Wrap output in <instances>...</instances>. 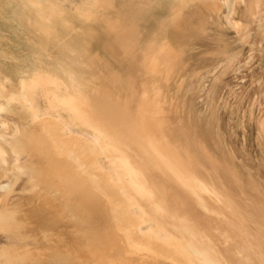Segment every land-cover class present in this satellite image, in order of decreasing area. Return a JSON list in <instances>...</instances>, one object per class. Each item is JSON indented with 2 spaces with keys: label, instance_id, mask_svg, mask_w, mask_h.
Listing matches in <instances>:
<instances>
[{
  "label": "rangeland",
  "instance_id": "374dc122",
  "mask_svg": "<svg viewBox=\"0 0 264 264\" xmlns=\"http://www.w3.org/2000/svg\"><path fill=\"white\" fill-rule=\"evenodd\" d=\"M28 1L0 0V79L2 83H7L9 91H17L24 96V103L21 105L23 110L15 106L12 113H3L2 116L12 124L17 123L29 130L39 131L42 122L59 120L58 111L54 104H49L47 95L60 98L66 89L72 88L71 79L79 81L86 90L102 92L105 99L114 95V88L108 83V75L111 76L113 69L108 67L112 65L110 57L116 59V56L122 55L120 51L124 52L123 56H128V52L131 57L135 56L132 47L134 41L138 40V24L144 17L150 16L146 10L157 0H94L93 5L105 20L109 23L117 21L123 29L118 36L109 39L112 49L107 52V37L101 26L88 27L77 23L76 33L82 43L78 56L60 51L54 42L44 41L47 35L40 36L31 25L32 21L26 10ZM194 3L201 6L204 1L196 0ZM105 4H110L111 7ZM238 9L235 20L243 23L244 27L237 32L225 18L226 9L221 11L220 17L212 14L205 24L200 25L196 23L200 12L196 6L189 5L178 21L179 25L175 27L177 34H183L178 39H182L179 44L183 50L179 51V55L184 53L181 66L170 78L159 81L158 85L171 125L186 131L189 139L200 146L208 158L215 162L213 164L219 167V181L212 176L213 166L208 165V162L201 165L202 176L207 182L216 183L219 189H228L230 195L234 193L233 197L231 195L232 199L235 197L233 200L243 204V201H249L251 194L264 200V25L261 24L264 19V0H247L246 5L240 4ZM111 12L113 13L110 14ZM204 13L208 14L205 9ZM128 33V40L132 42L127 51L124 36ZM185 34L192 36L187 37ZM110 52L114 55L110 56ZM142 57L140 54L139 61L133 64L136 77L134 88L137 91V98L130 108L133 112L137 110L140 97L145 91L142 85L152 86L150 76L143 74L145 68ZM90 63L91 67L88 66ZM116 70L122 76H126L128 72L122 64L117 65ZM213 85L216 87L214 93ZM209 92L214 95L207 98ZM4 103L5 100L0 99V105L3 106ZM261 122L263 124L260 125ZM83 128L85 127H81L82 130ZM85 133L86 129L78 133L81 136L69 130L66 137H74L89 148L96 171L114 185L116 198L124 199L142 215H135L131 211L129 217L141 228L147 222L168 250L188 261L184 264H200L194 259L192 260L195 262L192 261L187 252L184 253L190 246L200 247L192 238L196 220L202 222L200 227L203 229L207 224L205 230L213 244H216L214 246L221 255L222 264H264V240L256 235L255 226L243 219V210L235 215L234 222H231L234 226L230 234L225 235L223 231L226 222L221 223L216 216L205 214L197 205L196 197L174 185L163 183L155 173L141 175L136 169L145 166L135 153L107 141L103 142L104 147L93 137L84 135ZM42 142L40 147L49 148ZM41 155L48 161L52 159L47 149L42 150ZM26 159L21 158L22 161ZM32 163L38 169L41 168L39 157L34 156ZM127 168L130 169L129 172ZM70 175L80 174L77 170L74 173L71 171ZM9 181H13L12 178L4 179L1 183L7 184ZM28 181L29 176L26 174L18 178L11 194L0 191V209L16 210L18 218L22 220V238H19V244L43 253L40 258L36 256L20 264H55L48 257L51 247H84L87 236H94L95 240L106 245V263L90 259L68 260L61 264H120L119 257H122L124 264H171L164 259L127 253L122 234L111 228L104 216L107 214L95 210L88 212V205L73 213L70 210L73 199L67 196L69 192L58 187H52L49 196H44L45 204L40 197L30 192ZM138 186L153 189L147 194L137 190ZM58 192L62 195L56 202L54 197L59 195ZM257 197L254 200L255 212L264 214V201ZM61 199L66 203V210L65 204L59 202ZM103 205L102 201L101 207ZM262 224L258 221L256 227ZM44 234H48L49 238L45 239ZM13 242L15 240L0 231V246ZM119 252L122 256H119Z\"/></svg>",
  "mask_w": 264,
  "mask_h": 264
},
{
  "label": "bare ground",
  "instance_id": "6f19581e",
  "mask_svg": "<svg viewBox=\"0 0 264 264\" xmlns=\"http://www.w3.org/2000/svg\"><path fill=\"white\" fill-rule=\"evenodd\" d=\"M195 1L157 0L151 8L146 10L150 16L144 17L138 24V40L137 42L134 41L132 47L135 56L131 57L129 52L128 56H123L124 52L120 51L122 55L116 56V59H114L110 57L114 55L113 52H110L109 57L112 65L108 67L113 69H111V76L108 75V83L113 86L114 95L105 99L102 92L86 90L79 81L71 79L72 88L70 90L66 89L60 98L52 94L47 95L49 104H54L58 111L59 120L56 122H42L39 131L29 130L19 126L17 123L12 124L2 116L3 113H12L15 106H19L23 110L21 105L24 103V96L17 91H9L7 83H2L0 79V99L5 100L4 105H0V191L5 192L7 195L11 194L10 192L13 190L18 178L27 174L29 176L30 192L38 198L40 197L43 203H45L44 196H49L50 189L58 187L62 191L69 192L67 196L73 199V204L70 206V210L73 213H77L80 207L88 205V212L95 210L96 212L107 214L104 216L111 228L115 232L122 234L127 253L152 259H164L171 264L188 262L168 250L147 222L141 228L129 217L131 211L135 215H142L132 205L127 204L124 199L116 198L114 185L108 183L105 177L103 179L96 171L89 148L85 144L78 142L74 137H66V133L69 130H72L75 135L81 136L78 133L86 129L87 133L84 135L93 137L101 145L107 141L111 142L112 145L114 143L116 145L119 144L127 148L129 152L135 153L145 166L144 168L136 169L141 175L155 173L156 177L163 183L174 185L192 197H196L197 205L205 214L216 216L221 223L226 222V227L223 231L225 235L230 234V230L234 226V223L231 224V222H234L235 215L240 214L243 210L245 212V218L243 219L254 225L257 229L256 235L264 240V214L255 212L256 205L254 200L257 195L251 194L252 197H250L248 202L243 201V204H240L233 200L235 197L232 199L234 193L231 194V197L228 189L221 187L219 189L216 183L206 181L202 176L201 165L205 162H208V165L211 164L214 172L212 176L217 181H219V178H217L219 167L213 164L215 162H213L212 158H208L200 146L189 139L186 131L180 129L181 127L177 129L171 125L161 88L158 85L159 81L170 78L173 72L181 66L184 53L179 55V51L182 50L179 42L182 39L180 41L178 39L183 34H177L178 31L175 27L179 25L178 21L182 18L184 10L189 5L196 6L200 12L196 20V23L200 25L205 24L208 17L212 14L220 17L221 11L226 9L227 15L225 18L229 25L232 26L231 28L236 29L238 32L239 29L244 27L243 23L235 20V15L239 10L238 6L240 4L246 5L247 0H201L204 1L201 6L194 3ZM28 2L26 10L30 15L31 25L34 30L40 36L47 35L44 41L56 43V47L66 54L70 52L78 56L79 48L82 45L76 33L77 23L88 27L101 26L105 32V35H103L107 37L105 43L107 52L112 49L109 39L118 36L123 29L117 21L113 23L106 21L102 13L93 5L94 0H29ZM105 5L109 6L110 4ZM204 9L208 14L204 13ZM262 22L261 24L264 25ZM179 35L181 36L179 37ZM185 35L187 36V34ZM124 37L126 38L125 45L128 51L132 41L128 40V38L130 39L129 33L125 34ZM140 54L143 55L142 61L145 68L143 74L150 76L152 86L148 87L142 83L145 91L141 97L139 96L141 99L139 100L138 108L133 112L130 108L137 98V91L134 88L136 77L133 71V64L139 61ZM119 64L126 66V71H128L126 76H122L116 70ZM88 66L91 67L92 63ZM137 67L139 68V66ZM214 85L213 93L216 88ZM210 93H208L207 98L214 95ZM52 101L54 102L52 103ZM27 113L30 116V113ZM28 115L25 113V116ZM261 124L263 123L261 122ZM81 127L85 128L82 130ZM203 129L205 130V128ZM215 133L217 132L215 131ZM40 141L46 143L49 148L40 147ZM102 146L106 147L105 145ZM46 149L52 155L50 161L41 155L42 150ZM104 150L108 154L107 149L104 148ZM34 156L41 159L42 165L40 169L32 163ZM22 157L27 159L22 161ZM77 170L80 175H70L71 171L74 173ZM132 176L135 177V174ZM10 178L13 181H9L7 184L1 183L2 180H9ZM127 178L125 180L128 183ZM131 182L132 180L129 181V185H131ZM120 183L124 184L123 182ZM238 184L241 185L240 182ZM239 187L242 189L241 186ZM32 188H36V190H32ZM151 189L150 187L138 186L137 190L150 194ZM252 192H254V188H252ZM61 195L59 193V195L54 197L56 202L61 198ZM258 199L264 201L261 198ZM102 201L104 205L101 207ZM209 201L212 203L210 204ZM59 202L63 205L65 204L64 210H66L65 201L61 199ZM21 221L16 210L9 211L3 207L0 209V231L15 240L13 243L0 246V264H20L36 256L38 258L43 256V253L19 244L18 240L22 238L20 228H23ZM258 221L263 224L256 227ZM194 223L196 224V229L192 233V238L200 247L190 246L184 253L187 252L191 260L194 259L200 264H222V258L216 249L217 247L215 248V243L213 244L205 230L207 224L203 226L205 228L203 229L200 227L202 222L196 220ZM44 237L48 239L49 235L44 234ZM97 238L100 239L99 237ZM85 239L86 244L84 247H67L65 249L59 246L51 247L48 250V257L55 264L65 263L68 260L84 261L90 259L106 263V245L95 240L94 236H87ZM119 256H122L120 252ZM119 263L124 264L122 257H119Z\"/></svg>",
  "mask_w": 264,
  "mask_h": 264
}]
</instances>
